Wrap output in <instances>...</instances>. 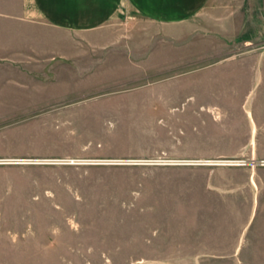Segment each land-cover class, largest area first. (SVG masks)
<instances>
[{"label": "crops", "instance_id": "0c3cea01", "mask_svg": "<svg viewBox=\"0 0 264 264\" xmlns=\"http://www.w3.org/2000/svg\"><path fill=\"white\" fill-rule=\"evenodd\" d=\"M0 123L4 157H244L193 163L228 213L193 235L264 251V0H0Z\"/></svg>", "mask_w": 264, "mask_h": 264}, {"label": "rangeland", "instance_id": "374dc122", "mask_svg": "<svg viewBox=\"0 0 264 264\" xmlns=\"http://www.w3.org/2000/svg\"><path fill=\"white\" fill-rule=\"evenodd\" d=\"M25 158L61 156H0ZM225 158L0 161V264H264V251L198 249L204 236L193 231H206L210 216L228 213L221 204L195 202L193 179L202 176H193V163L175 160ZM192 214L199 217L195 229L184 225Z\"/></svg>", "mask_w": 264, "mask_h": 264}, {"label": "built area", "instance_id": "2783aa9c", "mask_svg": "<svg viewBox=\"0 0 264 264\" xmlns=\"http://www.w3.org/2000/svg\"><path fill=\"white\" fill-rule=\"evenodd\" d=\"M0 161L1 162H18V163L21 162V163L81 165V164H87V163H97L100 160L84 159V158H78V157H61V158H25V159H15V160L3 159ZM175 162L184 163V164L194 163V164H216V165H245L246 164V160L242 158H225V159H211V160H175Z\"/></svg>", "mask_w": 264, "mask_h": 264}]
</instances>
